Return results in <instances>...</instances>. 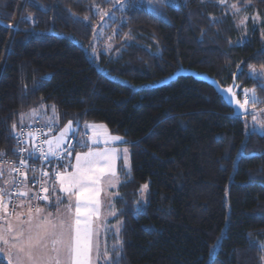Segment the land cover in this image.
<instances>
[{"label": "trees", "instance_id": "16d2710c", "mask_svg": "<svg viewBox=\"0 0 264 264\" xmlns=\"http://www.w3.org/2000/svg\"><path fill=\"white\" fill-rule=\"evenodd\" d=\"M97 1L0 0V165L15 154L20 114L42 103L59 125L105 122L131 157L113 199L122 247L108 264H264V133L246 130L264 108V84L248 75L264 67V0L129 4L128 41L94 58ZM181 69L222 86L235 75L242 103L243 88L257 98L237 116L209 84L174 77Z\"/></svg>", "mask_w": 264, "mask_h": 264}, {"label": "rangeland", "instance_id": "374dc122", "mask_svg": "<svg viewBox=\"0 0 264 264\" xmlns=\"http://www.w3.org/2000/svg\"><path fill=\"white\" fill-rule=\"evenodd\" d=\"M144 1L147 4H151L157 0H104V3L97 1L93 5V10L98 16V23L95 25L94 34L92 37V48L89 52L91 57L98 58L100 53L107 55H117L120 52L125 43L128 41V37L121 33L120 24L123 18L122 12L129 4ZM240 8L241 7H238L236 4H230V9L237 15L236 22L242 29L244 28L243 31L245 33L247 29L245 24L247 22L248 16H243L242 13L239 12ZM253 20L258 23L260 21V17L257 16V14H254ZM248 75L253 78L261 79V82L264 84V67L250 66L248 68ZM242 94L243 103L245 106H248L249 101L255 100L257 98L254 90L250 88H243ZM251 113L252 114L246 116V130H255L259 133H264V108L262 107L253 109L251 110ZM18 121L20 123L54 124L55 128L51 131L55 132L50 136V139H53V144H57L59 141L60 145L64 138L69 136L76 137L78 140V148L71 153L69 162L67 165L64 164L61 167L60 173L65 171L71 172L73 170L71 165L75 164V157L77 153L87 152L89 151V148L94 151H103L105 149H108L109 151L113 149L115 150V152L112 153V165L115 175H106L101 179V190L97 197L100 204L96 215L89 218V227L91 233L90 238L93 245L91 264H108L111 260L110 252L112 249L119 250L122 247L121 220L117 219L118 212L114 208L113 199L119 194L118 187L122 181L120 169L122 174L125 176L131 175L130 149L125 143L124 137L121 134L112 131L108 125L102 121L86 122L80 128L72 121H67L64 124L59 125L56 117L55 107L50 105V107L48 106L47 108L43 103L21 113ZM98 126L104 127L103 129H100ZM83 132L87 133L86 139L84 138ZM61 133H63V135H61ZM113 137H119L120 139L114 140ZM125 149H127V153L124 152ZM0 169L4 170L5 173L10 176L11 167L9 165L1 164ZM24 184H26L25 181L23 182V185ZM49 184H51V181L45 179V186L47 187ZM55 185L56 192L54 199H49L45 205L39 207L44 209L46 213H56L57 208L63 210L68 204V199L66 198L65 194L59 190L60 186L57 180H55ZM143 185H147L148 188L147 183H144ZM147 188H142L141 186V203L146 202ZM57 197L61 198V203L59 204L56 202ZM40 204L33 206L31 203V207L36 208ZM7 212L9 213L7 207L5 206L4 218L11 219V215H7ZM3 247H5V245L0 242V248ZM0 256L7 257L4 252H0ZM106 256L107 259H105Z\"/></svg>", "mask_w": 264, "mask_h": 264}, {"label": "snow or ice", "instance_id": "6c2138e0", "mask_svg": "<svg viewBox=\"0 0 264 264\" xmlns=\"http://www.w3.org/2000/svg\"><path fill=\"white\" fill-rule=\"evenodd\" d=\"M98 127L103 129L104 126ZM52 143L48 141L49 146ZM114 152V149L94 151L89 148L87 152L76 154L71 172H57L59 190L68 199L63 210L57 208L56 213H46L44 209L36 208L33 212L29 206L26 214L16 215L14 224L10 223L7 229L0 228V242L5 245L0 252L7 255L8 264H91L93 245L89 218L96 215L100 204L97 197L101 179L106 175H115L112 165ZM124 152L127 153V149ZM49 154L56 155L55 152ZM68 154L70 156L71 153ZM28 158H31L30 154ZM25 162L21 160L20 164L23 166ZM142 188H147V185H142ZM43 190L48 191L46 188ZM3 191L0 189V192ZM55 191L53 188V195ZM43 199L48 200L49 197L46 195ZM56 202L61 203V198L57 197Z\"/></svg>", "mask_w": 264, "mask_h": 264}, {"label": "built area", "instance_id": "2783aa9c", "mask_svg": "<svg viewBox=\"0 0 264 264\" xmlns=\"http://www.w3.org/2000/svg\"><path fill=\"white\" fill-rule=\"evenodd\" d=\"M54 128V124L30 123L21 125L14 131L15 154L1 159L2 162L11 167L12 185H15H11L7 191L9 213L15 209L19 197L17 193H19L23 181H27L31 188L32 194L30 197L33 206L43 202L45 196L43 189L46 188L45 179L54 183L57 172H61V167L69 162L70 156L68 153H72L78 148L76 137L69 136L63 139L59 148L52 149L48 141L51 130ZM83 135L86 137L87 133L83 132ZM21 149L25 151L21 152ZM50 152H55L56 155H50ZM29 154L31 158H28ZM21 160L26 161L25 165L20 164Z\"/></svg>", "mask_w": 264, "mask_h": 264}, {"label": "crops", "instance_id": "0c3cea01", "mask_svg": "<svg viewBox=\"0 0 264 264\" xmlns=\"http://www.w3.org/2000/svg\"><path fill=\"white\" fill-rule=\"evenodd\" d=\"M21 124H26V123H21ZM54 132L55 131H52V133H50V136ZM50 136H49V141H52L53 139L51 140L50 139ZM86 137H84V138L86 139ZM52 144L50 146L52 149L57 148V144L56 143H54L53 145ZM11 183H12V174H11V171H10V176H9V175H7L5 173L4 170H1L0 169V184L2 185V189L4 190L3 192H0V201L3 202V203H0V228H3V229L7 228L10 223H12V224L15 223V218H16V215L18 213H25L26 214L28 212L29 206H31V203H32L31 202V197H30L31 194H32V191H31V188L29 187L28 183L26 182V184L22 185L20 187V190H19V193H25V195H19L16 208H15V210L12 213H8L7 212L8 213L7 215H11L10 217H12V218L11 219L4 218L5 206L7 207V210H8V204H9V199H8V194H7V188L11 185ZM53 188L56 189L55 182L47 185V187H46V189H48V191L45 192V196L47 195L49 197V199H54V195L55 194L53 195V192H52ZM48 200H45L44 199L43 200V203L40 204L36 208H39V207L45 205ZM3 206H4V208H3ZM36 208H32L33 212L35 211ZM2 211H4V212H2ZM5 219H7V220H5ZM6 258L7 257H1L0 256V259L1 260H5V261L8 262V258L7 259Z\"/></svg>", "mask_w": 264, "mask_h": 264}, {"label": "water", "instance_id": "95a60500", "mask_svg": "<svg viewBox=\"0 0 264 264\" xmlns=\"http://www.w3.org/2000/svg\"><path fill=\"white\" fill-rule=\"evenodd\" d=\"M180 74H189L192 75L194 78L198 79V80H202L205 83L209 84L210 86H212L215 90V92L222 96L224 101L227 103V105H229L234 114L237 116H243L246 114L247 109L244 106L243 108L240 107V105H244L241 101V99L239 98L238 94L235 92V87H236V78L235 75L233 76L232 82L227 85V86H222L219 84V82L209 76L206 73H198L194 70H179L177 72H175L174 77H176L177 75Z\"/></svg>", "mask_w": 264, "mask_h": 264}]
</instances>
